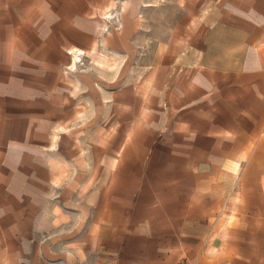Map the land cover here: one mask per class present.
I'll list each match as a JSON object with an SVG mask.
<instances>
[{
    "label": "crops",
    "instance_id": "crops-1",
    "mask_svg": "<svg viewBox=\"0 0 264 264\" xmlns=\"http://www.w3.org/2000/svg\"><path fill=\"white\" fill-rule=\"evenodd\" d=\"M0 264H264V0H0Z\"/></svg>",
    "mask_w": 264,
    "mask_h": 264
},
{
    "label": "rangeland",
    "instance_id": "rangeland-1",
    "mask_svg": "<svg viewBox=\"0 0 264 264\" xmlns=\"http://www.w3.org/2000/svg\"><path fill=\"white\" fill-rule=\"evenodd\" d=\"M178 11H177L176 16L179 15ZM101 16H102L101 19L103 18L102 20H106V21L109 20V23L112 22L113 26H120L121 25V23H120V10L119 11L115 10L112 13L111 12L109 13V11H108L107 13H105ZM150 16H152V15L150 14Z\"/></svg>",
    "mask_w": 264,
    "mask_h": 264
}]
</instances>
